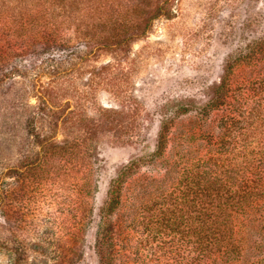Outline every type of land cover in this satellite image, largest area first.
<instances>
[{
    "label": "rangeland",
    "instance_id": "1",
    "mask_svg": "<svg viewBox=\"0 0 264 264\" xmlns=\"http://www.w3.org/2000/svg\"><path fill=\"white\" fill-rule=\"evenodd\" d=\"M160 140L106 214L115 264L212 160L252 179L232 264H264V0H0V264H97L110 179Z\"/></svg>",
    "mask_w": 264,
    "mask_h": 264
},
{
    "label": "trees",
    "instance_id": "2",
    "mask_svg": "<svg viewBox=\"0 0 264 264\" xmlns=\"http://www.w3.org/2000/svg\"><path fill=\"white\" fill-rule=\"evenodd\" d=\"M163 149L162 140L150 149H142L110 179L108 199L99 211L93 242L97 264H115L114 222L107 219L106 214L110 216L114 211L124 182L139 167L157 165L163 157ZM235 164L220 165L212 160L205 161L204 165L199 162L194 168L184 167L175 180L176 186L168 192L169 197L162 194L160 198L163 201L158 207L150 209L148 206V216L144 215L133 222L135 227L143 226L142 239H136L130 262L123 264H160L159 260L172 259L174 254L176 256V248L180 244L186 247V254L191 258L185 264H196L198 259L207 260L206 264H232L238 246L234 244L232 222L227 220V210L246 213L244 206L249 205L252 193V179L247 175L236 177ZM140 247L148 251V256L140 252ZM219 254L221 258H218Z\"/></svg>",
    "mask_w": 264,
    "mask_h": 264
}]
</instances>
